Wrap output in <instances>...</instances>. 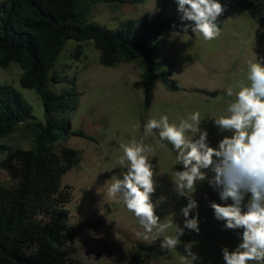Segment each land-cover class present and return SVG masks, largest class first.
I'll list each match as a JSON object with an SVG mask.
<instances>
[{
	"label": "rangeland",
	"instance_id": "374dc122",
	"mask_svg": "<svg viewBox=\"0 0 264 264\" xmlns=\"http://www.w3.org/2000/svg\"><path fill=\"white\" fill-rule=\"evenodd\" d=\"M5 0H0V5ZM224 6L221 15L223 28L219 38L205 41L197 34H180L174 29L165 30L157 42V60L163 70L170 74L178 85L177 92L169 91L159 82L154 87V100L150 110L143 112V93L138 82L142 68L136 64L121 63L111 68L102 67L100 51L92 42L69 41L55 65V73L69 80L75 79L80 93L77 108L69 117L74 130H83L92 137L88 139L69 137L63 144L76 149L81 155V166L71 169L62 179L63 186L71 187L73 199L66 209L69 223L78 230L72 243V255L81 264H136L134 250L138 245H161L162 237L144 241L135 233L143 231L134 214L127 210L119 198H109L107 187L112 177L122 178V169L117 160L122 155L121 144L139 141L144 136V126L149 119L159 120L166 115L170 123L178 124L191 113L199 111L202 121L200 129L207 131L206 142L218 148L227 132H221L211 118L225 114L231 101L236 99V81L246 79L249 61L264 64V29L244 10L229 0H218ZM155 16L174 17L181 20L176 0H145L143 3L107 5L99 3L92 7L89 21L113 30L128 21H146ZM21 68L11 64L0 68V84L17 89L31 105L35 121L44 123V105L33 90L20 85ZM66 84H50L51 91L61 93ZM233 87V96L227 89ZM139 125V127H137ZM159 130L144 139L153 148L149 154L155 173V192L151 196L156 205V215L161 221L166 218L179 227H184L182 209L188 198L179 196L172 181L175 171H183L182 164L175 163V150L167 141L160 147ZM199 133L196 137L198 138ZM13 148L30 149L32 137L18 131L3 141ZM207 179L196 183L193 199L197 207L190 211L189 219L197 218L199 232L184 228L181 243L176 249L165 252V256L150 264H190L182 261L187 255L185 246L199 259L193 264H225L223 248L234 250L241 242L242 229H227L225 221L215 218L211 208L213 202L232 204L231 199H220L219 188L210 185L215 173L211 167L202 169ZM8 180L0 171V182ZM250 199L245 194L242 207ZM169 228L165 235H173ZM172 257V260L169 259Z\"/></svg>",
	"mask_w": 264,
	"mask_h": 264
},
{
	"label": "trees",
	"instance_id": "16d2710c",
	"mask_svg": "<svg viewBox=\"0 0 264 264\" xmlns=\"http://www.w3.org/2000/svg\"><path fill=\"white\" fill-rule=\"evenodd\" d=\"M144 1L5 0L0 5V68L11 64L21 68L20 85L38 95L45 119L44 123L35 121L23 95L0 84V171L8 177L0 182V264H81L72 255L78 230L69 223L66 209L73 195L71 187L62 184L71 169L81 166V154L63 142L71 136L94 139L83 130H74L69 121L80 98L77 81L54 70L69 41L92 42L100 51L102 67L138 64L142 68L138 86L144 98L143 112L152 107L157 83L172 92L179 90L157 60V42L169 29L194 35L191 27L184 31V25L191 22L155 16L126 21L109 30L88 19L99 3L133 6ZM229 1L264 29V0ZM217 24L223 28L221 16ZM51 83L67 87L56 94ZM20 130L32 137L30 149L3 143ZM166 251L142 243L134 250L133 260L150 264L162 259Z\"/></svg>",
	"mask_w": 264,
	"mask_h": 264
},
{
	"label": "clouds",
	"instance_id": "9594fccd",
	"mask_svg": "<svg viewBox=\"0 0 264 264\" xmlns=\"http://www.w3.org/2000/svg\"><path fill=\"white\" fill-rule=\"evenodd\" d=\"M181 20L191 22L185 24L184 31L191 27V32L212 41L220 37L221 28L218 18L224 12V6L218 0H176ZM238 89L236 99L231 101L225 114L211 118L225 135L218 148L210 147L207 142V131L200 129L203 120L201 113L195 111L178 124L170 123L166 115L159 120L149 119L144 126V136L139 140L121 144L122 155L117 164L124 170L122 178L112 177L107 187L109 198H119L137 218L143 231L135 233L144 241L163 238L161 250L171 252L181 243L180 237L184 228L199 232L198 219H189L191 210L197 207L192 198L196 183L207 179L202 169L215 173L209 180L210 185L219 188L220 199H231L232 204L221 205L213 202L217 220L225 221L227 229H242V240L238 246L229 251L223 248L225 264H264V64L249 61L246 79L236 81ZM227 95L233 96V87L227 89ZM139 127V125H137ZM159 130L160 147H166L167 141L175 150V163L182 164L183 171H175L172 178L179 196L188 198L187 206L181 211L185 217L184 227L174 224L172 219L164 221L156 215V205L151 196L155 192V173L149 154L154 150L144 143V139ZM199 133L198 138L196 137ZM250 193L246 210L242 207L245 194ZM169 228L174 229L173 235H165ZM187 255L182 261L199 259L186 245Z\"/></svg>",
	"mask_w": 264,
	"mask_h": 264
}]
</instances>
